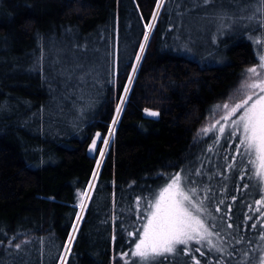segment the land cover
I'll list each match as a JSON object with an SVG mask.
<instances>
[{
    "label": "trees",
    "instance_id": "16d2710c",
    "mask_svg": "<svg viewBox=\"0 0 264 264\" xmlns=\"http://www.w3.org/2000/svg\"><path fill=\"white\" fill-rule=\"evenodd\" d=\"M263 4L163 0L153 20L157 0H0V264H133L147 199L176 171L200 187L221 231L225 253L204 249L202 264L258 261L264 206L252 157L237 149L239 134L201 130L218 104L244 94L253 37H264V14L255 26L248 14ZM214 6L234 23L213 39L190 31ZM88 84L91 107L73 123L69 106ZM143 107L159 118H143ZM97 130L92 159L85 148ZM158 264L195 263L180 250Z\"/></svg>",
    "mask_w": 264,
    "mask_h": 264
},
{
    "label": "snow or ice",
    "instance_id": "6c2138e0",
    "mask_svg": "<svg viewBox=\"0 0 264 264\" xmlns=\"http://www.w3.org/2000/svg\"><path fill=\"white\" fill-rule=\"evenodd\" d=\"M205 4L210 3V0H203ZM264 3V0H261ZM162 7V0H157V9ZM158 12H153V20L157 17ZM146 29L154 27L152 23L145 25ZM149 33L145 32V41L148 40ZM261 43V42H257ZM144 45L141 44V51H143ZM137 61L141 59L140 55L136 57ZM136 66H133L135 72ZM248 79L253 80L255 78L258 82H245L242 87L252 90L250 95L244 99L241 103L236 104L234 107H230L228 104L224 105V108L228 111V116L224 119L227 120L229 116L237 114L238 118L232 120V125H237L241 128V135L239 144L236 146L239 150L243 148L244 153L249 157H254L249 160V163L254 166L255 175L264 179V79L261 78L264 73V55L260 57V63L258 67H252L246 69ZM132 77H129V81ZM127 87L125 92H127ZM121 104L124 102L125 97H121ZM121 104L117 105L116 112L117 116L113 117V127L109 128L110 135L115 133V125L118 121V115L121 111ZM219 107V106H218ZM148 115L158 116L159 113L149 111ZM219 123V122H217ZM215 127V126H213ZM204 133L211 131L210 128H203L201 130ZM220 132H224V128H220ZM97 138L100 134L97 133ZM231 135L235 136L236 133L232 132ZM104 143H109L108 139H104ZM96 148V139L92 141L90 145V151H94ZM100 155L103 157L104 150H100ZM101 161L97 160V166L99 167ZM96 173H93L95 176ZM181 174L177 173L174 176H170V183L167 184L161 191L159 196L153 203L149 204L150 212L146 215V223L143 224V230L138 235V241L135 243L134 251L131 255L134 257L133 264H158L160 258H167L168 256L175 255L181 249L178 246H184L183 251L187 252V246L190 243L204 244L209 247L210 251H214L223 255L226 249L219 245H214L210 237L215 235L221 237V231L216 230L217 226L214 221L215 217L209 212L205 206L204 201L196 199V189L191 188L185 190L181 186ZM93 187V185H89ZM248 187V185H244ZM81 204L80 207H85L83 200L86 193H81ZM89 199L91 197H88ZM235 199V197H233ZM223 203V201H221ZM256 204L264 205V199L255 201ZM219 212L221 209L216 208ZM230 211V208H229ZM260 211L261 215H264V210ZM82 217L78 214L77 220ZM251 219V217H249ZM264 226V225H262ZM228 228H232V224L227 225ZM252 228L258 227L257 224H252ZM77 225H73L75 230ZM129 236L133 233L129 232ZM74 236L69 237V241L73 240ZM261 240L264 241V233L261 234ZM239 243V241H237ZM16 248H21L20 244L16 245ZM66 251L70 249L65 245ZM195 251L200 252L203 256L204 253L197 247ZM231 255V253H228ZM61 264H64L65 258L61 256ZM195 264H200L195 257H192Z\"/></svg>",
    "mask_w": 264,
    "mask_h": 264
},
{
    "label": "rangeland",
    "instance_id": "374dc122",
    "mask_svg": "<svg viewBox=\"0 0 264 264\" xmlns=\"http://www.w3.org/2000/svg\"><path fill=\"white\" fill-rule=\"evenodd\" d=\"M162 2H163V0H162ZM155 10H156L155 12H159L160 8L157 9V6H156V9ZM207 10H208V12H211L212 15L204 18L203 20L202 19L201 20H198L199 22H197V21H193V22L192 21H189L188 22L189 28H191L190 31H193L194 29L195 30H200V31H202V32H204L206 34L211 35V39H213L212 38L213 37L212 30L213 29H218L219 28L221 30V27H228L229 26L228 24L234 23V21L232 22V18H234L235 15L231 14L228 11H224L225 9H220L218 6H214L211 9H207ZM248 10L249 9H244V14ZM254 11L258 12L257 15L255 14ZM252 14H253V16H252ZM259 14H264V4L262 6H260L258 9H251V13L248 14L249 15V22L253 26H255V25L258 24V19L261 18ZM259 23H260V28L262 30H264V20L260 21ZM237 24H238V22H237ZM192 25H195V27H192ZM262 39L264 41V37ZM253 41H255L254 42V49H255V57H256L257 61H256V64L254 66H252V67H258L259 66V63H260V57H261V55H264V42L260 38H258V36H256V38L253 37ZM258 41L261 42V43H257ZM252 67H250V68H252ZM80 78L81 79H85V78H87V75H82ZM261 78L264 79V73H262ZM86 80L88 82H90V79L89 78L86 79ZM245 82H258V81H256L255 78H253V80H249L248 79V74L245 73L244 83ZM252 91H258V90H252V89L243 88L244 94L242 96L234 97V98H232V99H230V100H228L226 102H223L221 104H218L216 106V108H215L216 111L212 112V115L208 119V122L206 123L205 128H210L211 131H214L219 136L218 137L219 138L218 140H221L220 138L224 137L227 134L231 135L232 132H235V133L239 134V136H240L241 135V131H242L241 128L239 126H237V125H232V123H231L232 120H235V119L238 118L239 112H237V114H235V115L229 116V118L227 120H225L224 117L225 116H228V111L224 108V105L225 104H228L230 107H234L236 104L241 103L244 99H246L247 98V95H250L252 93ZM75 94L77 95V97L78 96L79 97L77 98V102L74 105H70L69 106L70 112H68L69 113V119H71L73 123L76 122V119L79 118V116L81 115V112L84 109L85 110L88 109V108H85V107H87V106H90L91 107V103H89L90 102L89 100H90L91 95L93 94V91L90 88V85L88 84L87 87L81 88L80 90L79 89L76 90L75 91ZM82 96H84V99H82ZM124 96H125V93H124L123 97ZM80 99H82V100H80ZM119 104H121V101L119 102ZM121 106H122V104H121ZM116 116H117V112H116ZM217 122H219V123H217ZM213 126H215V127H213ZM221 127L224 128V132L223 133L220 132V128ZM109 136H110V133L106 137V139H109ZM105 145L106 144L104 143L103 150L105 149L104 148ZM253 158L254 157H252V159ZM253 168H254V166H253ZM177 173H180L181 174V177H182V179H181V186L185 190H188V189H191V188H195L196 189V199L197 200L204 201V204L206 206V203H205V201H206L205 194L204 193H200L201 192L200 187H197L196 185H188V184H186L184 182V179H183L184 176H183V173L181 171H176L173 174H171L170 176H174ZM169 177L164 182H162L159 186H157L156 189L153 191V193L150 195V197L147 199L146 215H147L148 212L151 211V209L149 208V204L150 203H153L155 201V199L159 196L160 191L164 187H166L168 183L171 182L169 180ZM259 180L261 182L262 191H263L262 197L260 198V200H262V199H264V179H260L259 178ZM81 209H80V211H81ZM146 215H145V217H146ZM145 217H144V220L142 221V224H141V226H140V228H139V230H138V232L136 234V238H135V241H134V248H135V243L138 241V235L143 230V224L147 222ZM209 222L216 224V221L215 220L214 221H209ZM210 239L212 240V242H213L214 245H219V246L221 245L220 242H219V238L216 237L215 235H213L212 237H210ZM262 242H263V245L261 247H262L263 251L261 253V256H260V258H259L258 261H256L255 263L253 262L252 264H264V241H262ZM178 247H180V249L184 253V251H183L184 246H178ZM197 247H199L201 249V252H203L204 249H209V247L206 246V245H204V244H195L194 242L193 243H190L187 246V252H188V254L191 257H195L196 260H198L200 262V264H202L203 263V259H201L199 257V255H197V254H200V252L195 251V249ZM133 251H134V249H133ZM194 263H195V261H194ZM60 264H61V262H60Z\"/></svg>",
    "mask_w": 264,
    "mask_h": 264
},
{
    "label": "water",
    "instance_id": "95a60500",
    "mask_svg": "<svg viewBox=\"0 0 264 264\" xmlns=\"http://www.w3.org/2000/svg\"><path fill=\"white\" fill-rule=\"evenodd\" d=\"M149 111H154V112H157L159 113L158 116H151V115H148V112ZM160 116V111L158 109H154V108H150V107H143L142 108V117L143 118H147V119H158ZM97 133L100 134V137L97 138ZM96 139V148L94 151H90V145L92 144V141ZM101 140H102V135H101V132L99 130L95 131L94 134L91 136L90 140L88 141V143L86 144V154L94 159L98 153V150H99V147H100V143H101Z\"/></svg>",
    "mask_w": 264,
    "mask_h": 264
},
{
    "label": "bare ground",
    "instance_id": "6f19581e",
    "mask_svg": "<svg viewBox=\"0 0 264 264\" xmlns=\"http://www.w3.org/2000/svg\"><path fill=\"white\" fill-rule=\"evenodd\" d=\"M95 177V176H94ZM94 177H93V179H94ZM93 179H92V181H93Z\"/></svg>",
    "mask_w": 264,
    "mask_h": 264
}]
</instances>
